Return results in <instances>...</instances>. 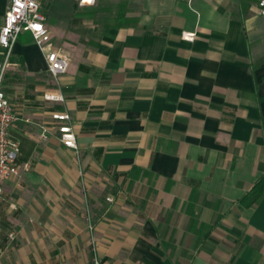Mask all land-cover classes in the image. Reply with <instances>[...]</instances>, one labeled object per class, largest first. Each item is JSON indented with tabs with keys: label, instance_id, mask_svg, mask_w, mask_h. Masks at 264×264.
<instances>
[{
	"label": "crops",
	"instance_id": "1",
	"mask_svg": "<svg viewBox=\"0 0 264 264\" xmlns=\"http://www.w3.org/2000/svg\"><path fill=\"white\" fill-rule=\"evenodd\" d=\"M116 5L120 21L74 42L45 20L70 61L58 86L28 33L12 48L1 89L30 170L2 183L5 264H264V191L250 197L264 181L256 0ZM58 112L76 149L58 140Z\"/></svg>",
	"mask_w": 264,
	"mask_h": 264
},
{
	"label": "built area",
	"instance_id": "2",
	"mask_svg": "<svg viewBox=\"0 0 264 264\" xmlns=\"http://www.w3.org/2000/svg\"><path fill=\"white\" fill-rule=\"evenodd\" d=\"M79 8H88L95 5L96 0H76ZM258 15L264 21V0H256ZM21 33H28L44 55L46 71L56 86L59 78L69 68V58L60 49L51 47L50 33L45 25V18L40 12L39 0H9L4 14L3 23L0 26V47L4 52V59L0 65V202L2 200V183L7 180L20 179L30 170L29 162H20L19 144L9 136L11 126L19 119L12 104L1 89L4 69L10 65L9 57L12 48ZM182 38L192 41L194 33H182ZM43 99L52 102H63V96L57 91H48L42 95ZM52 119L57 122L58 140L68 148L76 149L75 136L72 131L71 118L63 112L52 114ZM45 129L42 138L45 139ZM111 200V199H108ZM87 226L92 230L90 216H86ZM93 246V251H94ZM91 264H102L97 256H94Z\"/></svg>",
	"mask_w": 264,
	"mask_h": 264
},
{
	"label": "rangeland",
	"instance_id": "3",
	"mask_svg": "<svg viewBox=\"0 0 264 264\" xmlns=\"http://www.w3.org/2000/svg\"><path fill=\"white\" fill-rule=\"evenodd\" d=\"M75 1L39 0L40 12L45 20L51 22L57 33H64L68 40L73 42L75 39L81 40L91 35L93 30H102L104 24L111 26L116 22L115 18L118 16L116 0H99L88 8L75 7ZM57 40L62 48L66 47L65 41L59 38ZM1 245H5V240ZM6 253L0 250V264H5Z\"/></svg>",
	"mask_w": 264,
	"mask_h": 264
},
{
	"label": "trees",
	"instance_id": "4",
	"mask_svg": "<svg viewBox=\"0 0 264 264\" xmlns=\"http://www.w3.org/2000/svg\"><path fill=\"white\" fill-rule=\"evenodd\" d=\"M75 7H78L76 3H75ZM121 19H122L121 15L115 18L116 21H120ZM103 27L107 28L108 26L104 24ZM262 191H264V181H259L255 184V186L253 187L250 193V197L252 198V200L256 199L262 193Z\"/></svg>",
	"mask_w": 264,
	"mask_h": 264
}]
</instances>
